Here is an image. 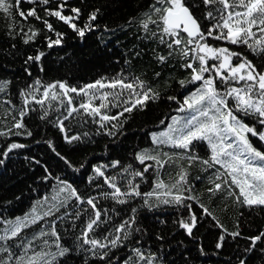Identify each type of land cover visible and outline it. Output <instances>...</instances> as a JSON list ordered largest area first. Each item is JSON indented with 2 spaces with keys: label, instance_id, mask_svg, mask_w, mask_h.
Listing matches in <instances>:
<instances>
[{
  "label": "trees",
  "instance_id": "1",
  "mask_svg": "<svg viewBox=\"0 0 264 264\" xmlns=\"http://www.w3.org/2000/svg\"><path fill=\"white\" fill-rule=\"evenodd\" d=\"M154 2L155 0H49V4L44 5L21 0L19 10L27 12L35 8L41 20L35 17L25 20L15 11L14 19H11L0 12V81L8 82L5 91L0 92V131L11 129L12 132H24L23 129L13 128V124L21 119V110L28 111L20 92L29 90V85L41 90L42 85L62 81L69 86L80 88L97 80L108 82L123 77L126 82L139 78L159 93V99L149 101L146 110L125 113L124 117L106 124L104 128L96 122L97 119L83 110L74 113L64 121L69 135H81V140L73 144L66 143L63 134L55 126L58 118L67 115L66 109L61 106L62 98L56 99L55 104L47 108L49 116L46 120L39 119L43 113L41 106L29 100L30 107L35 111H28L23 122L33 135L0 136V153L13 142L27 145L23 149L13 150L7 158L0 155V159H4V163L0 164V235H3L4 229L8 227L7 221L25 217L31 213L34 206L43 219L22 229L21 240L0 241V246L11 243L14 245L12 250L19 255L22 249L15 245L31 240L41 229L50 231L55 222L56 230L61 236V244L71 249L65 257H58L56 264H123L130 256L136 260L133 248H140L145 257L154 256L153 264H239L241 259L245 260V264H264V253L260 251L264 248V242H258L253 252L245 251L250 246L248 237L264 231V207H248L237 203L234 196L228 195L227 187L224 192L211 195L207 189L213 186L210 181L215 179L219 166L207 168L199 161L189 165L187 159L180 158L183 150L171 145L157 146L152 141V133L165 130L171 123L172 116L187 115V112L180 113L177 109L183 103L184 97L199 86H181L180 81L190 78V70L181 66L185 61L178 55L169 58L165 64L158 62L157 54L166 55L168 49L156 39H147L148 34L140 23ZM61 3L65 4L63 15H75L71 12L72 8L81 10L79 19L74 21L79 27L88 22V17L93 11L99 10L97 19L92 22L93 30L86 32L81 38L68 24L47 14L46 9L54 10ZM191 3L198 5L192 11L202 27L208 28L216 22L206 20L204 16L207 11L215 12L219 5L206 7L202 0H190V7ZM216 15L218 18V13ZM43 20H48L54 30H49ZM13 24L15 27H12ZM150 28L155 31L156 25H150ZM32 30H36L38 34L33 40L24 43V40L32 35ZM57 33L63 34L61 43L49 47L50 41L58 39ZM209 43H213L211 38ZM230 47L245 53L258 65L264 63L258 56L249 54L243 46ZM41 53L43 55L39 61L28 59ZM156 73L160 75L157 76ZM36 80L41 82L40 86L35 85ZM68 95L73 96V93ZM169 97H176V100H170ZM74 105H77V102H74ZM117 113L113 110L111 115ZM161 120H164V124L160 123ZM245 122L251 124L254 120L245 118ZM113 124L117 127L112 128ZM109 130L115 135H108ZM84 133L88 135L84 136ZM251 139L256 147L264 151V145L256 138ZM49 140L55 145L56 151L70 162V166L52 151L47 144ZM142 151L151 155L159 154L161 159H167L164 156V153H167L172 157V161L157 172L155 161L148 160L141 164L136 159L137 153ZM192 154L201 159H208L211 153L206 142H198ZM114 161L120 162L115 168L112 167ZM149 164L153 167L144 173L143 177L131 175L137 171L143 172L144 167ZM97 166L102 168L106 177H115L122 191H127L128 182L132 181L133 184L139 185L142 194L156 189L158 179L168 185L175 183L181 168L186 169L187 181L183 187L190 188L191 191L185 190L182 194L185 197H196L185 200L198 217L193 235H187L179 223L181 219L190 218L188 209L161 203L165 198H172L164 196L167 188H158L155 195L147 197L149 204L153 205L152 208L144 204V197H135L122 205L111 198L104 199L101 195L111 192L112 189L105 183L104 177L95 173L94 168ZM125 168H128L127 172L124 171ZM49 174L50 178L45 179ZM62 181L71 184L85 200L88 197H96L97 207L102 213H107L106 216L102 215V219L107 223L97 229V239H102L109 233L111 239L116 235V226L135 216V223L130 229H125L132 233L129 240L123 241L116 248L109 245V257L105 260L101 261L91 252L77 248V245L82 243V238L80 241L75 238L80 236L92 215L89 205L80 204L72 198L65 207H60L59 211L54 209L51 216H43L44 212L57 203L52 197L64 187ZM235 191L238 193V189ZM172 193L179 194L176 189H172ZM67 195L68 192L60 193V199L63 200ZM201 204L209 209L212 216L203 213ZM133 208L137 210L135 213L132 212ZM77 210L81 212L79 219L75 216ZM217 221L223 227H220ZM137 228L140 229L139 232L135 231ZM237 231L241 235L233 238L230 234ZM221 234L225 236V241L221 248H217ZM46 238L50 247H44V238H41L39 241H33V250L43 249L56 253V245L51 244L55 238ZM88 247L90 246L84 245V248ZM2 255L4 254L0 253V256ZM138 264H146V261H139Z\"/></svg>",
  "mask_w": 264,
  "mask_h": 264
},
{
  "label": "snow or ice",
  "instance_id": "2",
  "mask_svg": "<svg viewBox=\"0 0 264 264\" xmlns=\"http://www.w3.org/2000/svg\"><path fill=\"white\" fill-rule=\"evenodd\" d=\"M29 3L49 4V0H28ZM190 0H155L150 5L149 12L144 14V19L140 21L142 28L147 33V39H156L159 44L165 45L168 49L166 55L157 54V60L161 64H165L169 58L177 56L183 59L185 63L181 66L190 70V78L188 80L180 81L181 86L186 84L199 85L186 97L183 103L177 109L180 113L187 112V115L172 116L171 123L167 125L165 130L158 133H152V141L157 146L171 145L174 148L183 150L180 154L181 159H187L189 165L196 161L201 162L207 168L219 166L215 173V179L211 180L212 187L207 191L211 195H216L225 191L229 196H234L239 204L248 207H264V151L256 147L251 138H256L262 145H264V63L256 64L252 59L248 58L243 52L233 50L230 46H243L248 53L253 56H258L264 60V0H202L206 7L219 5L214 11H207L204 19L216 20L210 27L204 28L200 20L193 14L192 9L198 5L191 3ZM21 0H0V12H3L7 17L14 19V11L23 19L28 17H35L37 20L42 18L37 14L35 8L27 12L19 10ZM64 3H61L56 9H46L49 16H54L59 20L68 24L71 29L83 38L86 32L93 30V23L97 19L99 10L93 11L89 17L88 22L83 27H79L75 20L80 17L81 10L79 8H72L71 12L75 15H63ZM218 13V18L217 14ZM155 17V19L153 18ZM43 23L49 30H54L53 25L48 20H43ZM150 25H156V30L153 31ZM12 27H15L13 24ZM38 34L36 30H32V35L24 40L28 43L33 40ZM63 34L57 33L58 39L49 42V47L54 44H60ZM166 37L170 39H166ZM209 38L213 43H209ZM222 42V43H215ZM43 53L29 57V60L39 61ZM159 76V73H156ZM36 86H40L39 80L35 81ZM8 82L0 81V92L5 91ZM43 99H36L35 92L39 91V87L29 85L27 89L21 90L20 95L24 97L25 108L28 111H35L30 107L28 96H31L37 105L43 109L41 120H46L49 116L48 109L44 107L45 100L51 97L56 100L61 96L67 97V115L58 118L55 121V126L63 134V139L68 144L81 140V135H69L65 127L64 121L83 110L93 117H99L97 123L101 127H106L103 122L116 121L120 117H124L125 113L132 114L134 111L146 110L147 103L159 99V93L154 91L145 81L139 78H134L130 82H126L125 78L117 77L107 83L102 80H97L94 83L84 85L77 88L69 86L67 83L57 81L48 85H42ZM111 89L112 91H103L96 96L94 90ZM139 89V90H138ZM59 90V91H57ZM91 97L84 103H80L78 107L73 105V97L69 93H76L85 97ZM125 93L126 98H125ZM94 99H99L100 104L94 106L91 102ZM170 100H176V97H169ZM10 104L11 101H8ZM63 104V100L61 101ZM121 107L122 111L117 115H108L107 112L102 111L109 106ZM28 111L21 110L19 115L20 120H16L13 128L24 132L15 131L11 129L8 131H0V136L22 135L32 136L31 130H27L23 122V118L28 115ZM245 118H252L254 123L245 122ZM164 124V120L160 121ZM122 127V125H120ZM117 125L113 124L112 128ZM87 136V133L83 134ZM108 135H115L111 130ZM251 137V138H250ZM198 142H206L210 149V157L208 159H201L198 155L192 154L195 144ZM47 144L52 151L60 157L66 164L70 162L59 152L56 151L55 145L51 140ZM27 145L13 142L8 145L0 155L7 158L9 154L16 149H23ZM167 159H161L160 155H151L147 151L137 153L136 159L144 164L145 161H155L157 172L159 168H163L166 164L172 161L167 153H164ZM4 163V159H0V164ZM119 161H114L112 167L119 165ZM130 167V166H129ZM153 165L149 164L144 167L143 172H134V176L143 177L144 173L148 172ZM223 169V171H221ZM47 171V169H46ZM97 175L104 177L105 183L112 189L111 192L101 193L104 199L111 198L119 204H126L129 200L135 197H144V204L152 208L147 197L156 194V189L167 188L168 191L164 196H171V199H163L161 201L164 205L182 206L189 211V219L180 220V227L183 228L187 235H193V230L198 223V217L191 211V205L186 204L185 200L196 199V197H185L183 191H191L190 188L185 189L183 184L187 181V170L183 167L178 173V179L175 183L168 185L163 180L158 179L156 189L149 193H141L139 185L128 182V190L122 191L121 187L117 185L115 177H106L102 168L97 166L94 168ZM125 172L128 168L124 169ZM50 178V174L44 177ZM223 178V179H222ZM59 179V178H57ZM91 179V178H90ZM221 182H216V181ZM64 184L56 195L52 197L54 203L48 211L43 213V216H51L53 210L59 211L60 207H65L72 198H75L80 204L86 203L92 210V215L86 222L80 236L76 237L77 241L82 238V243L77 245V248L84 252H91L93 256H98L99 260L103 261L109 257V245L111 248H116L129 240L131 236L130 231H125L126 228H131L135 223V216L125 220L120 225L116 226L114 231L116 235L109 239L108 235H104L102 239L95 238L97 229H101L107 221L102 219V215L107 213L97 207L96 197H88L86 200L78 193V191L67 182ZM172 189H176L177 193L173 194ZM238 189V193L235 191ZM68 192L63 200L60 199V193ZM127 197L128 199H121ZM203 213L212 216V213L204 205H200ZM137 210L132 209L135 213ZM76 219H79L81 212H75ZM43 217L39 214L37 207H33L30 214L25 217H17L15 221H7L8 227L4 229V234L0 235V241L21 240L22 229H26L30 224L34 225L37 221L42 220ZM215 219V217H213ZM219 225V222L217 221ZM223 227V225H219ZM135 231L139 232L137 228ZM123 232V235L121 233ZM225 232L227 230L225 229ZM233 238L240 236V232H233L230 234ZM54 237L51 244H55L58 251L56 253L44 251H35L33 241H39L41 238L44 247H50V242L46 237ZM163 239V237H158ZM250 246L245 249L246 252H253L256 249L258 242H264V231L258 235L248 237ZM61 236L56 230L55 222L50 231L41 229L39 233L34 234L31 240L27 242L21 241L19 247L22 253L17 255L13 251V244L7 246H0V264H56L58 257H65L71 249L61 244ZM104 241H107L105 243ZM225 236L220 235L217 248L223 246ZM84 245L90 247L84 248ZM104 250V251H100ZM31 251V255L29 252ZM264 253V248L260 249ZM132 252L136 260L130 256L124 260L123 264H138L139 261H146V264H153L154 256L145 257L140 248H133ZM239 264H245V260L241 259Z\"/></svg>",
  "mask_w": 264,
  "mask_h": 264
},
{
  "label": "rangeland",
  "instance_id": "3",
  "mask_svg": "<svg viewBox=\"0 0 264 264\" xmlns=\"http://www.w3.org/2000/svg\"><path fill=\"white\" fill-rule=\"evenodd\" d=\"M105 90L112 91L111 89H100V90H94V91L96 93V96L99 97V95L101 94V92H103ZM29 91H32V89H29ZM57 91H59V90H57ZM42 92H43V89L35 92L36 99H43ZM91 95H92L91 92L89 93V96L88 97H85L83 95H77L76 93H73V96H71V97H73V105L72 106L78 107L80 103H84L86 100H88L91 97ZM126 95L127 94L125 93V98H126ZM61 98H62V100H64L63 101L64 103L61 104V106H62L63 109H66V111H67L68 110L67 107H66V105H67V97L61 96L58 99H61ZM27 99H28V101L30 100V101H33L35 103V101L32 99L31 96H28ZM74 102H77V105H74ZM91 102L93 103L94 106H98L100 104V100L99 99H94ZM54 104H55V100H52L51 97L49 96V98L47 100H45L44 107L48 108L49 106H53ZM113 110H115L116 112H120V111H122V106L118 108V107H112L110 105L107 109H103L102 111H105V112H107L108 115H111V113H112ZM93 118L99 120V117L98 116L97 117H93ZM111 122H103V123H105V124H111ZM131 175L133 176V173ZM127 181H129V180H127Z\"/></svg>",
  "mask_w": 264,
  "mask_h": 264
}]
</instances>
